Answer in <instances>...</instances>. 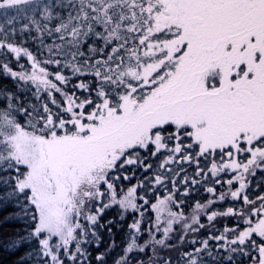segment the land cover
<instances>
[{
  "label": "snow or ice",
  "instance_id": "6c2138e0",
  "mask_svg": "<svg viewBox=\"0 0 264 264\" xmlns=\"http://www.w3.org/2000/svg\"><path fill=\"white\" fill-rule=\"evenodd\" d=\"M0 213L11 264H264V0H0Z\"/></svg>",
  "mask_w": 264,
  "mask_h": 264
},
{
  "label": "trees",
  "instance_id": "16d2710c",
  "mask_svg": "<svg viewBox=\"0 0 264 264\" xmlns=\"http://www.w3.org/2000/svg\"><path fill=\"white\" fill-rule=\"evenodd\" d=\"M0 215H3V213H0ZM111 219L112 217L109 216ZM14 225H0V231H3L5 228L11 229ZM119 239V237H117ZM15 259V257H10L6 253H4L2 250H0V264H11V260Z\"/></svg>",
  "mask_w": 264,
  "mask_h": 264
}]
</instances>
